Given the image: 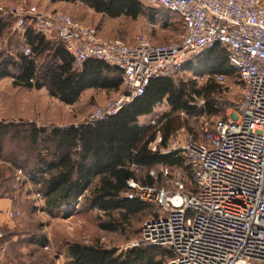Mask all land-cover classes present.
Masks as SVG:
<instances>
[{"label": "built area", "instance_id": "built-area-1", "mask_svg": "<svg viewBox=\"0 0 264 264\" xmlns=\"http://www.w3.org/2000/svg\"><path fill=\"white\" fill-rule=\"evenodd\" d=\"M148 2L180 17L184 34L178 40H103L94 27L64 14L23 5L10 13L19 23L28 18L36 33L59 39L77 67L96 59L119 72L120 95L96 107L84 124L116 114L141 96L150 80L177 75L188 61L218 45L236 69L239 99L213 125L200 116L198 137L187 134L164 148L160 137L149 144L160 154L178 152L184 163L172 174L169 167L160 168L162 187L126 181L158 214L142 223L137 241L118 251L151 245L169 252L166 264H264V0ZM212 78L221 87L228 80ZM184 167L190 168V190ZM149 175L157 177L154 171ZM7 216L14 220L21 213L11 210Z\"/></svg>", "mask_w": 264, "mask_h": 264}, {"label": "trees", "instance_id": "trees-1", "mask_svg": "<svg viewBox=\"0 0 264 264\" xmlns=\"http://www.w3.org/2000/svg\"><path fill=\"white\" fill-rule=\"evenodd\" d=\"M48 1L51 4L79 2L108 19L123 17L135 21L144 16L150 24H159L160 27L178 25L184 34L183 23L177 14L149 2L147 4L145 0ZM26 20L29 26L23 27L22 40L29 54L25 55L22 51L13 57L6 53L1 55L0 81L10 79L14 89L35 92L45 89L52 99L65 106H75L89 91L106 94L121 92L120 74L115 68L96 59H88L77 67L59 39L36 33L32 22L28 18ZM8 23L7 19L0 17V39ZM182 71L208 78L200 85L196 79L177 82ZM214 75H223L228 81L236 76L235 67L218 45L188 61L177 75L150 80L141 96L97 123L45 126L33 119L25 121L23 117L17 123L0 121L1 178L5 174L4 181L8 182L15 179L16 172L23 171V185L32 186L40 194L48 214L61 211L72 213L81 206L86 211H96L105 216L106 219L98 223L99 229L107 233H121L132 219L148 211L151 205L138 200L128 189L126 181L133 179L141 185L162 187L160 168L167 166L172 174L174 167H181L184 163L178 152L160 154L159 151H152L149 144L157 136L155 124L139 125L138 118L150 114L157 104L165 101L170 113L163 115L164 118L176 113L193 119L205 116L206 121L213 125L236 104L225 107L220 103L224 99V90L213 80ZM197 99L203 100L201 106L197 105ZM199 126L195 131L197 137ZM172 134L171 120L168 119L159 147H166ZM5 138L24 142V150L34 153L35 161L31 168H27L23 161L4 156L2 142ZM151 171L156 173V179L150 177ZM184 179L186 189H192L189 167H184ZM16 185L4 190L0 188V197L11 199L14 205L15 194L23 189V186ZM157 214L156 207L153 215ZM64 252L67 264H166L170 258L168 251L151 245L119 252L97 242H69L65 244Z\"/></svg>", "mask_w": 264, "mask_h": 264}, {"label": "rangeland", "instance_id": "rangeland-1", "mask_svg": "<svg viewBox=\"0 0 264 264\" xmlns=\"http://www.w3.org/2000/svg\"><path fill=\"white\" fill-rule=\"evenodd\" d=\"M145 1L149 4L148 0ZM18 5L36 6L45 13L67 15L83 26L96 27L99 38L103 40L120 39L125 43H133L136 39L146 38L150 42L168 43L178 40L183 35L178 25L160 27L159 24H150L144 16L135 21L123 17L108 19L95 14L79 2L66 3L54 8L46 4L45 0H0V17L9 21L8 28L0 39V56L6 53L13 57L15 53L22 51L25 53L27 50L23 45L22 35L23 27H28L29 21L23 18L19 23L16 17L10 15V9ZM193 79H196L198 85L205 80L182 71L177 82ZM223 90L224 99L220 102L223 106L228 107L238 101L240 85L235 79L227 80ZM119 95L120 93L89 91L75 106H65L52 99L45 89L40 92L14 89L11 80L5 79L0 81V121L17 123L23 117L25 121L33 119L45 126L75 122L81 124L96 107ZM196 103L201 106L203 100L197 99ZM167 113H170V108L163 101L157 104L150 114L139 117L137 124L148 125L154 121L156 138H161L165 121L170 119L173 134L168 141L183 139L187 134L197 135L195 131L200 124V118H189L183 113L170 114L168 118H164L163 115ZM25 147L26 144L18 140L5 138L2 142L4 156L23 161L27 168H31L35 161L34 153L29 154L24 150ZM15 176V179L12 178L13 181L5 182L7 176L4 174L2 179L3 175H0L1 190L13 184H17L16 187L23 186L21 193L15 194V207L21 216L4 224L0 229V264H67L64 247L69 242L83 244L97 242L106 248L123 250V247L139 239L142 223L156 212V207L150 205L148 211L132 219L123 232L107 233L98 227L100 220L106 219L105 216L96 211H86L81 206L72 213L61 211L48 214L44 210L43 199L36 197L33 187L23 185L25 173L16 172Z\"/></svg>", "mask_w": 264, "mask_h": 264}, {"label": "crops", "instance_id": "crops-1", "mask_svg": "<svg viewBox=\"0 0 264 264\" xmlns=\"http://www.w3.org/2000/svg\"><path fill=\"white\" fill-rule=\"evenodd\" d=\"M45 2L46 4H49V6H52L54 8L59 7L62 4H66V3L51 4L48 0H45ZM73 124L77 125L80 123L75 122ZM11 210L17 211L13 201L7 197H0V229L4 226V224H7L11 221L10 219H8V216H7V213Z\"/></svg>", "mask_w": 264, "mask_h": 264}]
</instances>
